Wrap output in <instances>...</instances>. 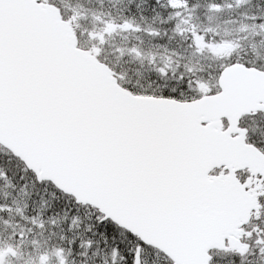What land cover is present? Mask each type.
Here are the masks:
<instances>
[{"label": "snow or ice", "instance_id": "1", "mask_svg": "<svg viewBox=\"0 0 264 264\" xmlns=\"http://www.w3.org/2000/svg\"><path fill=\"white\" fill-rule=\"evenodd\" d=\"M0 264H264V0H0Z\"/></svg>", "mask_w": 264, "mask_h": 264}]
</instances>
